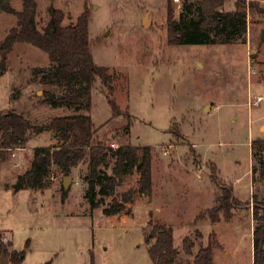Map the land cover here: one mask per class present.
Listing matches in <instances>:
<instances>
[{
    "label": "rangeland",
    "instance_id": "374dc122",
    "mask_svg": "<svg viewBox=\"0 0 264 264\" xmlns=\"http://www.w3.org/2000/svg\"><path fill=\"white\" fill-rule=\"evenodd\" d=\"M37 1L40 29L49 20L51 4L64 11L65 25L87 9L94 60L108 68L113 85L111 97L99 78L93 85L89 114L95 138L106 145L114 141L137 146L139 154L144 146L152 147L151 201L163 206L160 216L153 213L173 227L174 244L180 249L175 264L193 262L183 249L186 236L196 253L208 245L213 231L223 244L215 249V264H253L252 201L253 196L264 197V180L258 173L253 178L251 145L257 137L264 138V101L252 104L256 96H264V0H246L248 6L258 5V11L248 8L246 37L224 44L181 45L168 40L167 0ZM171 1L174 17L180 20L181 6ZM235 2L227 0L220 10H235ZM11 4L22 8V0ZM189 16L199 14L193 9ZM16 25L14 14L0 11V41ZM209 32L214 36L216 31ZM49 64L45 51L31 43H15L8 70L0 78V110H15L39 124L71 113L69 107L46 102L44 92L50 87L33 78L35 67ZM49 132L32 135L24 151L16 157L7 151L0 160V232L12 241L13 249L25 250L22 264H154L147 223L142 226L131 217L110 219L102 208H90L86 161L67 175L71 181L64 202L65 175L56 166L44 189L18 181L19 172L30 166V151L60 144ZM257 153L264 155V147ZM213 165L218 179L212 176ZM137 184L134 170L114 196ZM220 184H231L240 197L229 211L230 219L220 213V222L228 227L221 233L206 210L217 205L216 196L223 193ZM112 199L105 197V203ZM146 203L137 202L139 218L147 213ZM200 213L203 217L194 222ZM125 215L133 216V209Z\"/></svg>",
    "mask_w": 264,
    "mask_h": 264
},
{
    "label": "trees",
    "instance_id": "16d2710c",
    "mask_svg": "<svg viewBox=\"0 0 264 264\" xmlns=\"http://www.w3.org/2000/svg\"><path fill=\"white\" fill-rule=\"evenodd\" d=\"M11 1L0 0V11L17 17V25L0 41V78L8 70L9 54L15 43H31L45 51L50 59L48 66L35 67L32 73L36 81L50 87L45 89V101L53 107H69L72 112L53 116L47 122L39 124L15 110H0V160L4 159L8 148L24 146L32 135L46 130L53 132L60 144L36 148L29 168L19 175V181L35 190L44 189L53 166L67 176L73 168L86 161L88 188L85 196L90 202V208H102L106 216L132 214L136 194L152 198L153 149L144 146L139 154L137 146L120 145L115 149L95 138L96 130L89 114L92 109L93 85L99 78L109 97L112 96L113 85L108 68L98 65L94 60L87 9L77 17L76 22L65 25L64 11L51 4L47 9L49 20L40 29L37 0H22L20 10ZM226 1L185 0L180 20H177L172 1L167 0L169 42L174 45L224 44L233 38L246 37L248 8L258 11V5L251 3L248 6L246 0H236L235 10L223 12L220 8ZM193 9L198 12V18H190ZM209 30L216 31L214 36ZM110 101L117 108L112 98ZM251 145L255 156L252 164L253 178L258 173L264 180V155L257 153L259 147H264V138L254 139ZM134 170L138 173L137 186L122 192L119 197L114 196L125 176ZM216 173L213 165L212 176L218 179ZM220 188L223 193L217 194V205L213 209H206L212 224L221 221V212L230 219L229 211L239 202L231 184H220ZM69 189L62 186V202L67 199ZM107 196H113L110 204L105 203ZM252 202L256 221L253 230V264H264V197L259 200L257 196H253ZM201 216V213L197 214L194 222L201 220ZM147 225L150 230L146 239L154 264H175L180 249L174 244L173 227L156 217L153 210L149 212ZM11 246L12 242H5L3 233L0 232V256L4 250L8 264H22L25 250L19 251ZM220 246L215 231L210 234L208 245L201 246L196 253L193 252L194 243L190 238L186 236L183 240L185 253L193 256L192 264H215L214 252ZM45 264H51V261Z\"/></svg>",
    "mask_w": 264,
    "mask_h": 264
},
{
    "label": "crops",
    "instance_id": "0c3cea01",
    "mask_svg": "<svg viewBox=\"0 0 264 264\" xmlns=\"http://www.w3.org/2000/svg\"><path fill=\"white\" fill-rule=\"evenodd\" d=\"M263 30V29H262ZM261 30V31H262ZM50 133V135H51V133H53V132H49ZM112 142H114V141H112ZM26 145V144H25ZM24 145V146H25ZM30 153H32L31 155H32V157H31V160H32V158H33V151L31 152L30 151ZM82 164V163H81ZM80 164V165H81ZM80 165H78L77 167H75L73 170L75 171ZM28 169V168H27ZM27 169H25V171L27 170ZM25 171H22V172H19V175H21V174H23ZM19 175H18V177H19ZM17 177V176H16ZM18 181H19V179H18ZM23 185V184H22ZM23 186H25V185H23ZM235 195L237 196V197H239L238 195H237V193L235 192ZM137 196L138 195H136L135 196V202H134V204L132 205V209H133V216H129V215H125V214H123V213H121V214H118V215H113V216H108L110 219H113L114 217H117L118 219H121L122 217L123 218H126V217H131V219H133V220H135V221H137L139 224H141L142 226H144L147 222H148V220H149V212H150V210H154L155 212H156V214L157 215H159L160 214V212L162 211V207L163 206H157V205H154L153 203H152V201H151V199H149L148 197H145V196H138V198H137ZM240 198V197H239ZM142 200V199H144L147 203H146V205L144 206V210H143V212L145 211H147V213H143L144 215H143V217H140L139 218V214H140V212H139V210H138V208L136 207L137 206V202H138V200ZM245 199H248V197L247 198H245ZM160 216V215H159ZM161 220H162V218L161 217H159ZM214 227L218 230V232H225V231H227V229H228V227L227 226H225V225H223V222H219V223H217V224H214ZM218 238V237H217ZM3 239L4 240H9V241H11L9 238H7V237H5V236H3ZM219 240V239H218ZM220 241V240H219ZM252 241H253V239H252ZM12 242V241H11ZM221 243V242H220ZM221 245H223L222 243H221ZM215 254H216V250H215V252H214V261H215Z\"/></svg>",
    "mask_w": 264,
    "mask_h": 264
},
{
    "label": "built area",
    "instance_id": "2783aa9c",
    "mask_svg": "<svg viewBox=\"0 0 264 264\" xmlns=\"http://www.w3.org/2000/svg\"><path fill=\"white\" fill-rule=\"evenodd\" d=\"M174 2L175 3H177L178 4V6L181 8V10H182V8H183V3H184V0L182 1V0H174ZM251 73H255V71H253V70H251L250 71ZM264 101V96L263 95H258V96H256L255 98H254V100H253V102H252V104H254V105H260L262 102ZM109 146H111L112 148H118L120 145L118 144V143H116V142H111L110 144H109ZM26 148H25V146H17V147H14V148H8V150L9 151H13L12 152V155L14 156V157H16V155L18 154V153H20L21 151H24ZM167 154L169 153V151L168 150H166L165 151ZM21 162L19 161V164H20ZM1 264V263H0Z\"/></svg>",
    "mask_w": 264,
    "mask_h": 264
},
{
    "label": "water",
    "instance_id": "95a60500",
    "mask_svg": "<svg viewBox=\"0 0 264 264\" xmlns=\"http://www.w3.org/2000/svg\"><path fill=\"white\" fill-rule=\"evenodd\" d=\"M149 24H150V20L147 18V16H145V18H144V26H148ZM261 40H262V42L264 41V29L262 30V33H261ZM257 139H260V137H257ZM85 179H87V177H85ZM70 181H71V176H65L64 187L66 189L68 188V186L70 184ZM0 263L1 264H8V260L5 258L4 250H3V252H2V254L0 256Z\"/></svg>",
    "mask_w": 264,
    "mask_h": 264
}]
</instances>
